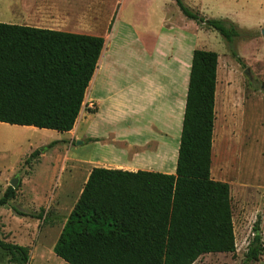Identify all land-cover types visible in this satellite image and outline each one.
<instances>
[{
	"label": "trees",
	"instance_id": "obj_1",
	"mask_svg": "<svg viewBox=\"0 0 264 264\" xmlns=\"http://www.w3.org/2000/svg\"><path fill=\"white\" fill-rule=\"evenodd\" d=\"M173 1L185 19L228 44L239 36L232 23ZM103 47L98 36L0 23V123L70 132ZM217 65V53L193 51L175 174L92 168L53 246L58 258L66 264H193L206 254L235 253L230 187L210 173ZM13 196L9 187L0 207ZM252 233L245 262L264 253L259 223ZM0 248L8 264L28 263L26 247L0 241Z\"/></svg>",
	"mask_w": 264,
	"mask_h": 264
},
{
	"label": "rangeland",
	"instance_id": "obj_2",
	"mask_svg": "<svg viewBox=\"0 0 264 264\" xmlns=\"http://www.w3.org/2000/svg\"><path fill=\"white\" fill-rule=\"evenodd\" d=\"M165 1L172 4L173 23L183 27L173 0H0V23L104 37L114 20V35L130 34L118 17L147 16L155 26ZM182 2L206 19L232 23L239 33L228 44L205 25L196 23L195 31L194 21L186 25L193 48L218 54L210 173L230 187L235 236L234 254H206L193 264H264V253L257 261L244 260L256 222L264 242V0ZM76 141L53 130L0 123V198L17 180L13 198L0 207V241L26 247L27 264H66L53 246L84 185L77 161L84 149ZM51 142L56 145L47 149ZM35 150L40 154L31 158ZM9 258L0 248V264Z\"/></svg>",
	"mask_w": 264,
	"mask_h": 264
},
{
	"label": "crops",
	"instance_id": "obj_3",
	"mask_svg": "<svg viewBox=\"0 0 264 264\" xmlns=\"http://www.w3.org/2000/svg\"><path fill=\"white\" fill-rule=\"evenodd\" d=\"M118 9L123 10L122 4ZM160 10L155 26L147 16L142 21L136 14L127 20L118 17L131 33L114 35L113 20L102 37L104 47L82 109L73 129L65 133L84 149L77 155L84 183L92 168L175 174L192 53L197 49L188 33L192 29L186 28L187 21H193L184 18L183 27L174 24L167 1ZM91 106L95 113L87 111ZM87 148L94 152L85 153Z\"/></svg>",
	"mask_w": 264,
	"mask_h": 264
},
{
	"label": "water",
	"instance_id": "obj_4",
	"mask_svg": "<svg viewBox=\"0 0 264 264\" xmlns=\"http://www.w3.org/2000/svg\"><path fill=\"white\" fill-rule=\"evenodd\" d=\"M76 142H77V141H76ZM16 184H17V180H16V179H13L12 181H10V187H11L12 189H15Z\"/></svg>",
	"mask_w": 264,
	"mask_h": 264
},
{
	"label": "bare ground",
	"instance_id": "obj_5",
	"mask_svg": "<svg viewBox=\"0 0 264 264\" xmlns=\"http://www.w3.org/2000/svg\"><path fill=\"white\" fill-rule=\"evenodd\" d=\"M30 128H32V129H33V127H30Z\"/></svg>",
	"mask_w": 264,
	"mask_h": 264
}]
</instances>
